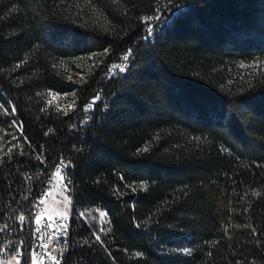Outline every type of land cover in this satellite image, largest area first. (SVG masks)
Masks as SVG:
<instances>
[{
    "label": "trees",
    "instance_id": "obj_1",
    "mask_svg": "<svg viewBox=\"0 0 264 264\" xmlns=\"http://www.w3.org/2000/svg\"><path fill=\"white\" fill-rule=\"evenodd\" d=\"M157 14L168 23L146 42ZM61 159L64 264H264V0H0V221L25 242L20 264ZM95 209L105 220L80 219Z\"/></svg>",
    "mask_w": 264,
    "mask_h": 264
},
{
    "label": "built area",
    "instance_id": "obj_2",
    "mask_svg": "<svg viewBox=\"0 0 264 264\" xmlns=\"http://www.w3.org/2000/svg\"><path fill=\"white\" fill-rule=\"evenodd\" d=\"M148 18V17H146ZM152 19L147 20L151 22L147 27L145 34L143 35L144 41H153L156 35H158L163 28L168 23V18L162 20L159 18V15L151 16ZM146 20V19H145ZM131 55L129 59L125 62V75L129 71L130 65L134 61V52L132 49ZM129 50L124 53V55L128 54ZM113 66H116L113 65ZM111 67L110 72L108 74L107 79L112 80L117 78V69L116 67ZM100 99L96 102L102 103L105 102V96L103 93L99 94ZM87 108V110H91ZM61 161L64 164L69 165L68 167H63L61 165ZM69 160L61 159L58 161L54 171L46 180V185L44 190L40 193L37 202L34 205V213L32 215V229H31V241H30V249L32 255H37L43 259V264H57L65 263L66 256L70 247V238L72 230L69 229L68 225V216L66 217H58L52 214H49L46 211V205L48 198L51 192L57 190L61 185H64L68 190L67 196L70 195V187L72 183V178L70 176V169L73 167L72 163ZM60 167V172L57 175V167ZM31 174L25 176V178L31 177ZM98 212H103V210L97 209ZM106 216V215H105ZM23 217V219H21ZM29 216L26 212H20L15 220L17 224L20 226L19 231L24 233L26 224L28 222ZM39 218V225H37L36 220ZM67 226L66 235H60V232L63 230L64 226ZM37 227H39V231H37ZM17 238L19 240H17ZM24 248L25 242L22 237L15 236V232L9 228V224L7 222L0 221V261L1 260H13L20 264L24 258ZM8 255L4 257V254Z\"/></svg>",
    "mask_w": 264,
    "mask_h": 264
},
{
    "label": "rangeland",
    "instance_id": "obj_3",
    "mask_svg": "<svg viewBox=\"0 0 264 264\" xmlns=\"http://www.w3.org/2000/svg\"><path fill=\"white\" fill-rule=\"evenodd\" d=\"M95 60V56L94 55H89V56H85V57H81L77 63V66L80 69L77 70H71L69 76L73 79H77L79 81H82L84 79V73L82 70H90L92 65H93V61ZM47 100L48 103L57 107V108H61L64 110H70L72 109L71 107V103H72V95H62V94H57V93H53V92H49L47 94ZM68 190L67 188H65L64 185H61L57 190L51 192L48 201H47V205H46V211L49 214L58 216V217H66L68 216V219H70L71 215L73 214V200H72V188L70 187V195L67 196L68 194ZM70 199V203L68 202ZM84 213L83 216L80 215V219H84L86 222L90 221L91 219L94 220L97 219L101 220L102 218L100 217L98 210L95 209L94 211L90 210V211H85L82 212ZM103 213L106 214L105 211H103ZM105 220V217L102 219ZM0 264H18L17 262L11 260V261H6V260H1ZM32 264H43V259L40 258L37 255H34L32 258Z\"/></svg>",
    "mask_w": 264,
    "mask_h": 264
},
{
    "label": "snow or ice",
    "instance_id": "obj_4",
    "mask_svg": "<svg viewBox=\"0 0 264 264\" xmlns=\"http://www.w3.org/2000/svg\"><path fill=\"white\" fill-rule=\"evenodd\" d=\"M146 20H150V19H152L151 17H148V18H145ZM131 55V50H129V53L128 54H126V55H124L123 56V61H127L128 59H129V56ZM17 67H19V65H17ZM114 68L115 67H119L120 68V71H124L125 70V68L124 67H121V66H113ZM100 99V97H99V95H97L96 97H94L93 98V100H92V102L89 104V105H87V108L88 109H90L94 104H95V102L97 101V100H99ZM75 103V101H73V104ZM12 111L13 112H15V106H13V109H12ZM65 114H67V113H65ZM13 123H15V122H13ZM21 128H22V126H21ZM49 131H51V129H49ZM46 135H47V133H45ZM25 139H27L26 137H25ZM9 151H11V149H9ZM70 163V162H69ZM61 165H63V167H68L69 165H67V164H64V162L63 161H61ZM59 172H60V167L58 166L57 167V175L59 174ZM142 187H146V185H141ZM255 194H257V195H259V193H255ZM69 203H70V199H69V201H68ZM80 215L81 216H83L84 215V213H80ZM99 215H100V217L103 219L104 217H105V213H103V212H100L99 213ZM21 219H23V217H21ZM36 223H37V225H39V218H37V220H36ZM37 231H39V227H37ZM66 231H67V226L65 225L64 226V228H63V230L60 232V235H66ZM101 231H103V229H101ZM96 239L99 241L100 240V236L99 235H97L96 236ZM185 252H187V253H190V249H185L184 250ZM57 264H59V261H57Z\"/></svg>",
    "mask_w": 264,
    "mask_h": 264
},
{
    "label": "bare ground",
    "instance_id": "obj_5",
    "mask_svg": "<svg viewBox=\"0 0 264 264\" xmlns=\"http://www.w3.org/2000/svg\"><path fill=\"white\" fill-rule=\"evenodd\" d=\"M116 66H121V67H124L125 68V61H123L122 63H119L118 65H116ZM116 69H117V74H119V75H121L122 73H124L125 74V70L124 71H120V68L119 67H116ZM119 78V77H118ZM73 186V185H72ZM72 215H71V217H70V219H68V225H69V229L70 230H73V223H74V219H73V221H72ZM75 225V224H74ZM8 254L7 253H5L4 254V257H6ZM6 261H11V260H6ZM59 264H64V263H59Z\"/></svg>",
    "mask_w": 264,
    "mask_h": 264
}]
</instances>
